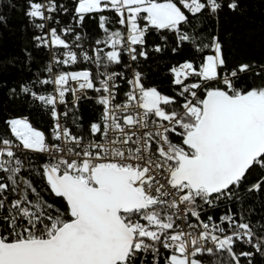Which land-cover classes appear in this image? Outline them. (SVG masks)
<instances>
[{
	"label": "snow or ice",
	"instance_id": "1",
	"mask_svg": "<svg viewBox=\"0 0 264 264\" xmlns=\"http://www.w3.org/2000/svg\"><path fill=\"white\" fill-rule=\"evenodd\" d=\"M19 10L36 71L0 83V264H264V57L219 30L242 0Z\"/></svg>",
	"mask_w": 264,
	"mask_h": 264
},
{
	"label": "trees",
	"instance_id": "2",
	"mask_svg": "<svg viewBox=\"0 0 264 264\" xmlns=\"http://www.w3.org/2000/svg\"><path fill=\"white\" fill-rule=\"evenodd\" d=\"M17 6L9 8L7 0H0V15L6 23L0 21V83L9 85L28 79L36 71V63L31 65V72L24 62V48L31 50V30L26 28V19L19 10L22 0H12ZM242 11L235 15H222L219 23L220 38L224 41L226 54L233 59H260L264 57V0H242ZM207 26L215 27L209 21ZM33 54L36 55L35 51ZM154 81L162 79L155 64L146 68ZM5 89L0 88V107L5 105ZM87 112L88 105H84ZM37 126L43 123L38 112L33 113Z\"/></svg>",
	"mask_w": 264,
	"mask_h": 264
}]
</instances>
